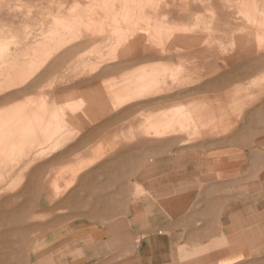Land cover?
<instances>
[{"label":"rangeland","instance_id":"1","mask_svg":"<svg viewBox=\"0 0 264 264\" xmlns=\"http://www.w3.org/2000/svg\"><path fill=\"white\" fill-rule=\"evenodd\" d=\"M0 7L10 16L0 24L3 56L18 51L52 50L59 42L46 38L51 37L49 30L55 28L67 32L65 38L71 46L82 44L54 67L45 66L27 84L25 94L0 104V198L5 201L4 207H0V218L3 215L6 221L1 236L4 241L1 264H33L35 239L49 231L51 217L63 215L64 210L57 208L59 202L70 196L67 191L79 180H90L49 175L55 171L49 169L47 157L57 148L49 145L57 135L45 134L51 131L47 128L49 123L56 122L55 117L65 119V109L74 111L85 104L81 95H56L98 66L120 60L121 57L115 56L136 36L153 42L157 48L166 46V42L175 44L182 33L189 34L191 39L193 31L199 38L195 49H214L218 56L202 57L190 51L180 59L161 61L156 66L139 67L138 63L109 73L97 84L112 110L115 109L108 91L121 104V98L127 97L121 94L136 90L139 82H145L148 91L145 89L134 100L159 94L164 84L168 91L174 92L189 81L205 83L215 75L225 74L183 101L145 106L137 102L128 107L131 113L127 114V120L136 123L137 137L121 136L122 190L130 188L129 161L123 159L128 153L124 155V149L135 140L137 170L135 178L131 177L134 192H122V200L128 202L150 195L160 198L164 195L161 191L152 194L145 191L158 190L157 186L166 179L161 173L167 166L161 164L160 158L164 154L189 156L194 144L209 137L217 140L218 197L233 196L234 201L241 198L242 184L246 185L247 179L245 158L250 165L256 164L254 155L258 149L264 151V0H0ZM170 9L186 15L170 19L166 16ZM243 33L250 35V46L244 44L240 49L235 38ZM247 46L253 53H245L239 59V52H244ZM180 49L181 46H176L173 51ZM227 55L233 56V61L224 64L223 57ZM3 65L8 67L6 63ZM259 65L261 70H257ZM243 70L248 76L239 80L236 75ZM12 78L17 80L19 74H12ZM123 100V104L130 101L128 97ZM32 114L38 117L36 133L27 138L31 129L26 126L31 125ZM17 138L23 143H15ZM171 162L174 167L172 163L168 166L173 168L169 180L173 179L177 185L178 162ZM78 196L81 198L85 193ZM16 197L18 202L12 200ZM17 210L20 212L16 215ZM12 218L18 220L17 228Z\"/></svg>","mask_w":264,"mask_h":264},{"label":"crops","instance_id":"2","mask_svg":"<svg viewBox=\"0 0 264 264\" xmlns=\"http://www.w3.org/2000/svg\"><path fill=\"white\" fill-rule=\"evenodd\" d=\"M185 15V12L176 9H170L166 13L170 19H182ZM9 18V13L5 15L0 10V24H4ZM49 31L51 37L46 39L59 42L52 50L18 51L4 56L0 54L1 103L25 94L29 88H26L27 84L45 66L54 67L82 45L79 42L71 46L70 41L65 38L67 32L58 28ZM191 34V39L189 34L182 33L175 44L166 42V46L157 48L153 42L136 36L135 41L130 42L115 56L121 57L120 60L98 66L90 75L77 79L56 95H81L85 104L74 111L65 109V119L55 117L56 122L49 123L47 128L51 131H46L45 134L57 135L49 143L57 146L47 157L50 161L49 169L55 171L49 175L89 177L90 180H79L67 191L70 196L59 202L57 208L64 210L63 215L51 217L49 231L35 239L33 264H264V151L260 152L258 149L254 155L257 158L256 164L250 165L248 158H245L247 179L246 185L242 184L239 200L234 201L233 196L217 195L216 137L199 140L189 156L179 154L165 157L167 154H164L160 158L161 164L167 166L161 173L166 179L157 186L158 190H145L150 194L161 191L164 195L160 198L150 195L130 199L128 202L122 200V192H134L131 177L135 178L137 170L135 140L128 143V149H124V155L128 153V157L123 159L129 161L130 188L122 190L121 136L133 134L134 138L137 137L136 123L127 120V114L131 113L128 107L137 102L141 103L140 106H145L163 104L169 100L183 101L201 92L206 83L216 82L225 73L215 75L205 83L189 81L185 87H179L174 92L168 91L170 89L164 84L160 87L159 94L130 100L124 104H119L112 92L108 91L107 95L115 110L106 104L105 94L97 82L109 73L138 63L139 67L156 66L161 61L180 59L189 55L190 51L202 57L218 56L214 49L196 50L199 38L193 31ZM249 41L250 35L247 33L235 38L240 49L244 44L250 46ZM41 43L43 41L39 42ZM260 43L258 41L259 46ZM176 44L182 49L173 51ZM248 46L244 52H239V59L245 53H253ZM34 58L39 59L35 61ZM232 61L233 56L223 57L224 64ZM34 62H39L41 67ZM5 63L8 67L3 65ZM28 65H32L30 69ZM31 68L35 72H31ZM261 68L259 65L257 70ZM12 74H19V78L15 80ZM247 76L246 70L236 75L239 80H244ZM32 118L31 125L26 126L31 129L27 138L36 133L38 117L32 114ZM155 130L159 131L157 128ZM23 141L17 138L15 143L22 144ZM173 160L178 162L176 172L180 178L177 179V185L173 184V179L169 180L170 169L173 168L169 169L168 166ZM173 164L171 167H174ZM80 192L85 193V196L80 198ZM12 200L18 202L19 198ZM3 202L5 201L1 198V208L4 207ZM123 208H126L124 212ZM18 210L16 215L20 212ZM0 219L1 264L4 249L1 236L6 221L3 215ZM11 221L15 222L17 228L18 220L12 218Z\"/></svg>","mask_w":264,"mask_h":264},{"label":"bare ground","instance_id":"3","mask_svg":"<svg viewBox=\"0 0 264 264\" xmlns=\"http://www.w3.org/2000/svg\"><path fill=\"white\" fill-rule=\"evenodd\" d=\"M1 7H2V6H1ZM1 7H0V8H1ZM5 15H6V14H5ZM7 17H8V16H7ZM69 44H70V43H69ZM178 45H179V44H178ZM65 46H66V45H65ZM176 46H177V44H176ZM179 46H180V45H179ZM168 49H169V48H168ZM59 50H60V49H59ZM56 52H57V51H56ZM32 55H33V54H32ZM45 56H46V55H45ZM45 56H43V57H45ZM48 57H50V56H48ZM48 57H47V59H48ZM40 60H41V59H40ZM41 61H42V60H41ZM46 61H47V60H46ZM43 62H44V60H43ZM29 63H30V62H29ZM31 63H33V62L31 61ZM34 63H36V62H34ZM38 63H39V62H37L36 65H38ZM44 63H46V62H44ZM44 63H43V64H44ZM40 64H42V63L40 62ZM32 65H33V64H32ZM32 65H30V66H32ZM36 65H34V66H36ZM30 66L28 65L29 69H30ZM38 66H39V65H38ZM38 66H37V67H38ZM28 67H27V68H28ZM39 67H41V65H40ZM32 68H33V67H32ZM32 68H31V72H32V70H33L35 67H34L33 69H32ZM35 69H37V68H35ZM38 69H39V68H38ZM4 70H5V69H4ZM5 71H6V70H5ZM29 71H30V70H28V72H29ZM33 71H34V70H33ZM0 72H1V71H0ZM34 72H35V71H34ZM36 72H37V70H36ZM24 73H26V72H24ZM29 73H30V72H29ZM0 74H1V73H0ZM27 75H28V74H27ZM29 75H30V74H29ZM32 75H34V73H33ZM32 75H31V77H32ZM28 77H29V76H28ZM28 77H27V79L30 78V77H29V78H28ZM15 80H16V79H15ZM0 81H1V80H0ZM151 81H152V80H151ZM190 83H191V82H190ZM190 83H189V84H190ZM135 84L137 85V83H135ZM154 84H155V83H154ZM182 84H183V83H182ZM5 85H6V84H5ZM155 85H156V84H155ZM190 85H191V84H190ZM151 87H154V86H151ZM155 87H156V86H155ZM184 87H185V86H184ZM21 88H22V87H21ZM132 88H133V87H132ZM147 88H148V87H147V84H146L145 82H139V84H138L137 87H136V90H134V88H133L132 92H131V91L129 92V91L127 90L128 93H123V94H121V95H122V97L127 96V97L129 98V100H134V99H135L134 97H136V95L138 96L139 93H143V91H144L145 89L147 90ZM127 91H126V92H127ZM147 91H148V90H147ZM19 92H20V91H19ZM135 92H136V93H135ZM144 92H145V91H144ZM148 93H150V92H148ZM154 93H155V91H154ZM124 94H125V95H124ZM146 94H147V93H145V95H146ZM156 94H157V93H156ZM147 95H148V94H147ZM127 97H125V98L127 99ZM125 98H121V100H120V103H121V104H123V101H124L123 99H125ZM118 99H119V98H118ZM118 101H119V100H118ZM126 101H127V100H126ZM1 102H2V101H0V103H1ZM67 103H68V102H67ZM32 119H33V118H32ZM29 121H30V120H29ZM32 123H33V122H32ZM29 128H30V127H29ZM27 129H28V128H27ZM32 129H33V128H32ZM1 136H2V135H1ZM18 198H19V197H18ZM0 199H1V198H0Z\"/></svg>","mask_w":264,"mask_h":264}]
</instances>
